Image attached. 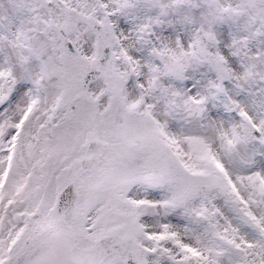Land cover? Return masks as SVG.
<instances>
[{"label":"snow or ice","instance_id":"1","mask_svg":"<svg viewBox=\"0 0 264 264\" xmlns=\"http://www.w3.org/2000/svg\"><path fill=\"white\" fill-rule=\"evenodd\" d=\"M0 264H264V0H0Z\"/></svg>","mask_w":264,"mask_h":264}]
</instances>
